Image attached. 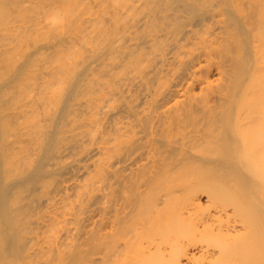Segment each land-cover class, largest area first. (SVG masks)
Here are the masks:
<instances>
[{
    "label": "bare ground",
    "instance_id": "bare-ground-1",
    "mask_svg": "<svg viewBox=\"0 0 264 264\" xmlns=\"http://www.w3.org/2000/svg\"><path fill=\"white\" fill-rule=\"evenodd\" d=\"M0 264H264V0H0Z\"/></svg>",
    "mask_w": 264,
    "mask_h": 264
}]
</instances>
